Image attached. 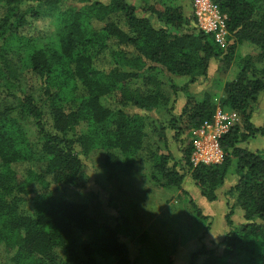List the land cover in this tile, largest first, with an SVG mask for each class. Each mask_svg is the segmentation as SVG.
Returning a JSON list of instances; mask_svg holds the SVG:
<instances>
[{
  "label": "trees",
  "instance_id": "1",
  "mask_svg": "<svg viewBox=\"0 0 264 264\" xmlns=\"http://www.w3.org/2000/svg\"><path fill=\"white\" fill-rule=\"evenodd\" d=\"M215 1L227 15L224 46L199 27L192 0L191 14L183 0H0L1 264H137L127 213L119 206L111 217L99 194L87 191L82 157L95 151L106 171L149 165L155 186L186 195L199 225L210 216L183 189L186 177L214 202L235 165L223 249L202 245L190 264H264V148L246 144L264 136V124L253 122L264 92V0ZM46 17L50 33L25 32ZM244 42L259 51L242 58L221 94L191 91L214 60L227 71ZM175 76L188 80L172 84ZM180 93L186 100L175 113ZM219 107L238 115L220 139L224 159L195 166L192 131ZM159 109L166 118L154 115ZM70 190L89 196L72 199Z\"/></svg>",
  "mask_w": 264,
  "mask_h": 264
},
{
  "label": "rangeland",
  "instance_id": "2",
  "mask_svg": "<svg viewBox=\"0 0 264 264\" xmlns=\"http://www.w3.org/2000/svg\"><path fill=\"white\" fill-rule=\"evenodd\" d=\"M101 1L109 2L110 0ZM183 1L186 13L191 14L192 9L188 5L189 0ZM69 3L76 4L77 0H67L66 4ZM77 5H80V3ZM53 29V20L46 17L31 21L25 32L28 34L50 33ZM258 51L257 46L250 42L240 44L236 50L234 61L227 71H224L218 62L214 60L211 62L212 66L208 77H202L192 84L191 91L199 96L205 91L217 90L221 94L223 83L234 79L242 70V58L247 54H256ZM163 79L166 80L164 77ZM187 80L188 77L175 76L172 84L183 85ZM135 85H139V83ZM3 100L5 98H0V102ZM185 100L184 93H180L173 100L172 105H174L173 111L175 113L180 112ZM166 113L165 109L154 111V115H160L161 118H166ZM253 122L258 126L264 123L263 96L256 103ZM246 144L255 151L263 149L264 136L257 135ZM171 147L176 153V158L180 159L181 154L176 142H173ZM82 158L85 163L84 181L89 187L87 191L92 190L99 194L111 217L114 214L120 215L119 206L129 216L135 233L132 242L129 243V248L137 264H170L171 262L174 264H190L192 252L202 245L206 244L208 248L219 247L220 250L223 249L220 242L229 229L226 215L230 212L234 200H229L226 196V201H223L222 198L219 200L220 203L214 201L205 205L204 202H201L204 214H208L213 221L212 226L208 229L210 219L203 225H199L197 223L198 213L194 211L189 199L185 197L186 195L178 197V191L163 189L152 183L149 165L140 163L132 173L123 168L106 171L102 163L104 155L101 154V151H95L90 157L83 156ZM23 167L22 165L19 166L20 169ZM234 169L235 165L232 166L227 176L226 184L221 191L222 194L235 182L236 176L232 174ZM193 185L194 190L196 188L199 191L193 180L191 184L189 182L185 184L190 189ZM88 192L70 190L67 191V195L72 199L85 200L89 196ZM192 194L198 202L194 191H192ZM205 201L206 203L210 202L207 199ZM242 214V209L238 208L235 210L232 219L236 223L241 222ZM230 264L239 263L236 258H232Z\"/></svg>",
  "mask_w": 264,
  "mask_h": 264
},
{
  "label": "built area",
  "instance_id": "3",
  "mask_svg": "<svg viewBox=\"0 0 264 264\" xmlns=\"http://www.w3.org/2000/svg\"><path fill=\"white\" fill-rule=\"evenodd\" d=\"M194 13L199 27L207 33H212L216 41L226 45L229 30L227 15L224 14L215 0H192ZM238 120L236 112L217 109L212 121H205L192 131L191 141L194 149L191 154L193 165L218 164L224 159V150L220 139Z\"/></svg>",
  "mask_w": 264,
  "mask_h": 264
},
{
  "label": "crops",
  "instance_id": "4",
  "mask_svg": "<svg viewBox=\"0 0 264 264\" xmlns=\"http://www.w3.org/2000/svg\"><path fill=\"white\" fill-rule=\"evenodd\" d=\"M192 8V7H191ZM264 97V93H261V95H260V97L259 98H261V97ZM264 124V123H263ZM186 182H189L190 184L192 183V178L190 177V176H187L186 177V179H185V181H184V183H183V189H185V190H187L189 193H190V195H191V197L195 200V198L193 197V194H192V191H194V193H195V195H196V198H197V200H198V202L195 200V202L201 207V202H204V204L205 205H207V204H211V203H213V202H208V203H206V198L205 197H203L202 196V194H201V192H200V190L199 191H197V189L195 188V190H194V185H193V187H192V189H190V188H188V187H186L185 186V184H186ZM235 182H236V179H235ZM235 182L234 183H232L231 185H234L235 184ZM153 183V182H152ZM230 185V186H231ZM224 187H222L221 189H219L218 190V194H219V198H218V202L220 203L221 201H219V200H221L222 198H223V201H226V199H227V197L225 196V193L224 194H222L221 193V191H222V189H223ZM179 193H180V191H179ZM216 201V202H217ZM206 215H208V214H206ZM170 264H174V263H170Z\"/></svg>",
  "mask_w": 264,
  "mask_h": 264
}]
</instances>
